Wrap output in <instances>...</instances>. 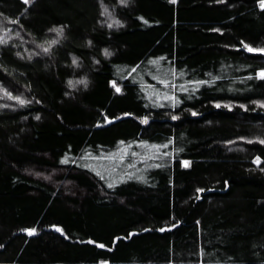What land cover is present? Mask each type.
Returning a JSON list of instances; mask_svg holds the SVG:
<instances>
[{"label":"trees","instance_id":"trees-1","mask_svg":"<svg viewBox=\"0 0 264 264\" xmlns=\"http://www.w3.org/2000/svg\"><path fill=\"white\" fill-rule=\"evenodd\" d=\"M0 13L19 33L0 43V264H199L201 249L207 264H264V54L243 47H264L257 0H0ZM173 91L175 107L158 98Z\"/></svg>","mask_w":264,"mask_h":264},{"label":"snow or ice","instance_id":"snow-or-ice-1","mask_svg":"<svg viewBox=\"0 0 264 264\" xmlns=\"http://www.w3.org/2000/svg\"><path fill=\"white\" fill-rule=\"evenodd\" d=\"M31 2H32V0H24V3H25V4H31ZM128 2H129V0H119V3L122 4V5H127ZM173 2H175V0H173ZM101 3H102V5H103V0H101ZM257 3L259 4V7H260L261 9H264V0H257ZM105 14H107V15H111V13H109V11H108L107 6H104V11L101 13V15H105ZM0 15H3V14L0 13ZM5 19H9V18L5 17ZM141 19H144V18L141 17ZM14 22L19 23L18 20L14 21ZM146 22H147V21H146ZM121 23H122V21H120V20H115L114 23L109 22V23H108V27H109V28H112L114 25H115V26H119ZM3 31H4L5 33H7V32L9 31V29H7V27H5V28L3 29ZM49 31H55V32L58 33L59 36H63V34H64V28H63V26H57V27H54L53 29H49ZM15 35L19 36V33L17 32V33H15ZM10 39H11L10 36L5 37L4 35H0V43L7 44V43L9 42ZM56 43H58V40H57V39H53V40H51V41H43V42H41V43L38 44V47H39L44 53H50L51 50H52V46H53L54 44H56ZM89 43H91V41H89ZM243 47H244L245 49H247L249 52H253V53L259 52V53H261V54H264V47H262V48H256V47H254L253 45H251V44H249V43H247V42H243ZM104 52H105V55H109V56L111 55V52H110L108 49H105ZM34 54L39 55L40 53H39V52H36V53H34ZM17 55H20V53L18 52ZM29 59H31V54L29 55ZM77 61H78V57H73L72 63H73V64H76ZM6 70H7V69H5V71H6ZM133 71H135V69H133ZM171 74H172L173 76H175V73H174V72L171 73ZM257 75H258L260 78H264V68L258 69V71H257ZM218 78H219V77H213V80H212V81L191 80V81H189L188 83H190V84H195V85L210 84V83H212L215 79H218ZM76 83H83V84L85 85V87H87V80H86V78H81V79L78 80ZM160 83H162V84L165 85V86H168V85L170 84V81H169L168 79H162V80H160ZM113 84H114V86H116V82H115V81H113ZM69 85L72 86V87H75V86H76L72 81H69ZM171 87H172L173 89H175V88H176V85H175V84H172ZM180 90H181V91H188L187 88H183V87H181ZM116 91H117V92L121 91V89H120L119 86H116ZM3 92L5 93V95H7L8 97H10L11 99L18 101L19 104H21V105H24V104H26V103L29 102V101H27L22 95H13V93H12L11 91H9L7 88H3ZM158 98H159V99H164V100H170V101L172 102L173 107H175V105H176L177 103H179V97H177V96L175 95V92H174V91L171 92V93H166V94H164L163 96L158 97ZM215 103H216V106H217V107H220V106H221V103H220L219 101H216ZM254 103L257 104L258 106H264V100H256V101H254ZM227 107H228L229 109H231L232 105H231V104H228ZM241 107L247 109V105L242 104ZM193 114L195 115L196 113L194 112ZM124 115H128V113H125ZM37 118H39V117H37ZM172 118H173V119H177L178 117H177V116H173ZM141 119L143 120L144 123H146V124L148 123V117H147V116L142 117ZM240 139H246V138H245V137H240ZM256 139H258L260 143L264 144V139H261V138H259V137H257ZM121 143H123V141H121ZM140 143H142V144H146L147 141H140ZM169 143H171V141H170ZM157 147H158V146H157ZM164 155H168V154H167V153H164ZM120 159L123 160V159H124V156L122 155V156L120 157ZM255 159H256V162L259 164L261 158H260L259 156H257ZM183 164H184L185 167H187V166H189L190 161H188V160H184V161H183ZM157 166H159V165H157ZM85 167H89V166H88V165H85ZM129 167H133V165H129ZM128 175L131 176V173H129ZM101 178H103V177H101ZM140 178L142 179V177H140ZM108 186H109V187H113L114 185H113L112 183H109ZM197 191H199V192H203V191H205V189L200 188V189H198ZM175 226H176L175 224L170 225V226L166 225L165 228H167V227H175ZM51 227L57 229L58 231L63 232V229H62L60 226H58V225H52ZM165 228H161L160 231H164ZM22 231H25V232H27L29 235H31V234L35 233L36 229H35V228H25V229H22ZM116 239H119V237H117ZM91 242H92L93 244H97V245H98L99 247H101V248H105V247H107V245H105V244L102 243V242H97V241H95V240H93V241H91ZM0 247H3V245L0 244ZM200 256H201L202 258H201L199 264H207V262L205 261V259H203V257H204V250H203V249H201V251H200ZM100 264H109V262L106 261V260H101V261H100ZM217 264H219V261L217 262Z\"/></svg>","mask_w":264,"mask_h":264},{"label":"rangeland","instance_id":"rangeland-1","mask_svg":"<svg viewBox=\"0 0 264 264\" xmlns=\"http://www.w3.org/2000/svg\"><path fill=\"white\" fill-rule=\"evenodd\" d=\"M0 35H4L5 37L10 36V37H11L10 40H12L13 38H16V36H15L14 34H11L10 31H8L7 33H5V32L3 31V29L0 30Z\"/></svg>","mask_w":264,"mask_h":264}]
</instances>
